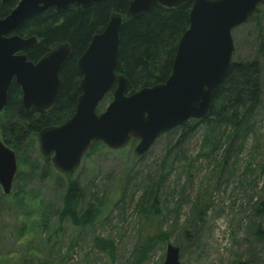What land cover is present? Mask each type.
<instances>
[{"label": "rangeland", "instance_id": "1", "mask_svg": "<svg viewBox=\"0 0 264 264\" xmlns=\"http://www.w3.org/2000/svg\"><path fill=\"white\" fill-rule=\"evenodd\" d=\"M256 16L235 28L232 39L235 60L260 64V103L250 129L232 141L226 164H220L223 139L206 157L204 129L177 147L174 129L139 157L133 154L136 140L119 151L100 143L68 176L48 169L34 134L14 152L11 192L4 195L0 188V264H163L167 244L179 249L181 264H264V237L253 234L255 226L264 229V4ZM109 102L104 98L98 113ZM69 182L78 184L85 203L102 209L89 226L58 223ZM146 191L157 192V220L166 240L141 257L147 219L138 204ZM258 206L263 212L256 214Z\"/></svg>", "mask_w": 264, "mask_h": 264}, {"label": "water", "instance_id": "2", "mask_svg": "<svg viewBox=\"0 0 264 264\" xmlns=\"http://www.w3.org/2000/svg\"><path fill=\"white\" fill-rule=\"evenodd\" d=\"M104 1L19 0L0 18V113L13 80L20 88L25 111L46 114L53 110L60 88L59 72L72 56L70 45L62 43L31 62L24 51L36 47L39 39L9 34L48 8L58 14L70 5L85 10ZM185 3L192 4L189 26L177 43L168 79L127 94V79L116 73L119 32L125 19L145 15L154 5L175 8ZM263 4L264 0H129L125 14L112 13L103 31L91 38L77 59L75 67L81 79L75 111L63 124L37 133L39 153L50 158L56 172L69 176L93 143L119 151L136 140L133 154L139 157L160 136L191 119L204 118L234 60L232 31L250 21ZM109 92L111 101L98 113V105ZM16 171L14 151L0 139V188L4 195L11 192ZM163 264H181L177 247L166 245Z\"/></svg>", "mask_w": 264, "mask_h": 264}, {"label": "trees", "instance_id": "3", "mask_svg": "<svg viewBox=\"0 0 264 264\" xmlns=\"http://www.w3.org/2000/svg\"><path fill=\"white\" fill-rule=\"evenodd\" d=\"M128 1L106 0L92 4L85 10L70 5L64 12L58 14L52 8H48L27 19L15 31L20 37L36 36L39 39L36 47L24 51L31 62H37L54 46L62 43L70 45L72 56L59 72L60 88L56 105L46 114L35 113L33 110L25 111L21 105L20 89L14 83L11 84L6 106L0 113V134L5 144L14 152L20 151L32 135L47 127L61 125L73 115L80 95L78 87L81 79V75L76 71V61L86 50L91 38L103 31L112 13L125 14ZM18 2L19 0H8L0 3V18L9 14ZM191 5L185 3L175 8L154 5L145 15L125 19L119 32L120 53L116 73L127 79V94L163 83L168 79L177 43L189 26L188 15ZM257 13L251 20H256ZM263 48L264 43H261L260 49ZM260 75L261 69L257 59L251 61L234 59L213 95L206 116L200 120L191 119L175 129L180 134L175 146L187 141L198 129H204L202 152H206L205 156L210 157V154L216 153V149L222 146L223 139L225 150L220 164H226L232 141L250 129V122L259 106ZM105 98L111 101L112 92ZM221 129L223 133H218L215 138L214 133ZM99 146H101L99 142L93 143L90 149ZM43 159L48 169H53L50 158ZM165 159L163 158L164 162ZM149 190L151 189L147 191ZM147 191L142 194L138 204L147 219L144 228L142 227L144 230L141 232L142 244L140 250L137 249L141 257L151 250L153 243L163 244L166 240L161 233L162 223L157 220L159 216L161 217L156 202L157 192L153 191L149 196ZM83 199V191L78 184L69 182L62 195L58 223L66 220L75 228H83L98 219L102 209L92 203H85ZM197 208L195 204L194 209ZM262 212V207L258 206L256 214ZM58 232L59 230H56V233ZM253 234L255 238L261 239L264 237V229L255 226ZM40 264L56 262L41 261Z\"/></svg>", "mask_w": 264, "mask_h": 264}, {"label": "flooded vegetation", "instance_id": "4", "mask_svg": "<svg viewBox=\"0 0 264 264\" xmlns=\"http://www.w3.org/2000/svg\"><path fill=\"white\" fill-rule=\"evenodd\" d=\"M0 3H2V2H0ZM7 15H8V14H7ZM2 18H3V17H2ZM12 34H15V32H13V33H11V34H9V35H12ZM9 35H8V36H9ZM12 83L15 84L14 80L11 82V84H12ZM11 84H10V86H11ZM15 85H16V84H15ZM10 86H9V88H10ZM16 86H17V85H16ZM17 87H18V86H17ZM18 88H19V87H18ZM19 89H20V88H19ZM8 91H9V89H8ZM20 92H21V91H20ZM22 108H23V107H22ZM30 110H31V109H30ZM28 111H29V110H28Z\"/></svg>", "mask_w": 264, "mask_h": 264}]
</instances>
